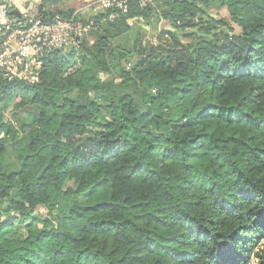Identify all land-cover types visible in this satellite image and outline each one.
<instances>
[{
    "label": "trees",
    "instance_id": "obj_1",
    "mask_svg": "<svg viewBox=\"0 0 264 264\" xmlns=\"http://www.w3.org/2000/svg\"><path fill=\"white\" fill-rule=\"evenodd\" d=\"M74 19L36 82L0 72V264H264V0Z\"/></svg>",
    "mask_w": 264,
    "mask_h": 264
},
{
    "label": "built area",
    "instance_id": "obj_2",
    "mask_svg": "<svg viewBox=\"0 0 264 264\" xmlns=\"http://www.w3.org/2000/svg\"><path fill=\"white\" fill-rule=\"evenodd\" d=\"M82 1V9L91 13H126L129 8V0ZM74 16L75 13L68 18L56 14L50 22L32 16L19 18L9 15L7 5L0 2V72L3 77L34 83L44 56L56 49H77L89 23L83 24ZM151 42L155 43V38Z\"/></svg>",
    "mask_w": 264,
    "mask_h": 264
},
{
    "label": "crops",
    "instance_id": "obj_3",
    "mask_svg": "<svg viewBox=\"0 0 264 264\" xmlns=\"http://www.w3.org/2000/svg\"><path fill=\"white\" fill-rule=\"evenodd\" d=\"M39 0H0L7 5L10 9L11 14L15 17L25 18L28 17L35 5ZM79 0H56L55 2H49L46 6L57 7L62 10H71L73 13L84 12L82 5H80Z\"/></svg>",
    "mask_w": 264,
    "mask_h": 264
},
{
    "label": "rangeland",
    "instance_id": "obj_4",
    "mask_svg": "<svg viewBox=\"0 0 264 264\" xmlns=\"http://www.w3.org/2000/svg\"><path fill=\"white\" fill-rule=\"evenodd\" d=\"M161 26L165 27V29H169V26H167V25H164L163 24ZM139 29L141 30V32L143 34V38H145V39L148 38L149 39L150 37L153 36L152 35L153 34V31H152V28L151 27H148L146 25H142L141 24ZM124 38H125L124 36H121V37H119V38L116 39V42L117 43H120V44H125V39ZM38 213L42 214V213H44V210L42 208H40L38 210ZM248 264H256V259L254 257H251L250 262Z\"/></svg>",
    "mask_w": 264,
    "mask_h": 264
},
{
    "label": "water",
    "instance_id": "obj_5",
    "mask_svg": "<svg viewBox=\"0 0 264 264\" xmlns=\"http://www.w3.org/2000/svg\"><path fill=\"white\" fill-rule=\"evenodd\" d=\"M145 42L148 44V48L151 49L153 46H155L156 44H158L157 42L153 43L150 42L148 38L145 39Z\"/></svg>",
    "mask_w": 264,
    "mask_h": 264
},
{
    "label": "clouds",
    "instance_id": "obj_6",
    "mask_svg": "<svg viewBox=\"0 0 264 264\" xmlns=\"http://www.w3.org/2000/svg\"><path fill=\"white\" fill-rule=\"evenodd\" d=\"M14 71V70H13Z\"/></svg>",
    "mask_w": 264,
    "mask_h": 264
}]
</instances>
